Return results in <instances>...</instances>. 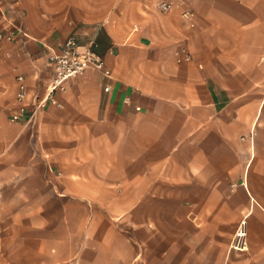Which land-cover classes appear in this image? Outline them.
Returning a JSON list of instances; mask_svg holds the SVG:
<instances>
[{
    "label": "crops",
    "instance_id": "obj_1",
    "mask_svg": "<svg viewBox=\"0 0 264 264\" xmlns=\"http://www.w3.org/2000/svg\"><path fill=\"white\" fill-rule=\"evenodd\" d=\"M170 1L0 0V264H264V0ZM70 35L111 77L35 108Z\"/></svg>",
    "mask_w": 264,
    "mask_h": 264
},
{
    "label": "built area",
    "instance_id": "obj_2",
    "mask_svg": "<svg viewBox=\"0 0 264 264\" xmlns=\"http://www.w3.org/2000/svg\"><path fill=\"white\" fill-rule=\"evenodd\" d=\"M149 1L156 10L162 13L170 12L173 9L170 0ZM182 16L185 19H190L191 13L184 12ZM3 41L11 42L12 36L0 32V45ZM93 44V40L86 44H80L75 35H70L58 46V51H49L48 59L53 67V77L48 85L46 96L37 102L35 108H43L48 103L60 107L61 105L56 99L57 94L65 91L70 79L81 75L87 69H92L106 78L111 77L110 70L106 68L103 58L94 51ZM185 59H188V56H185ZM16 83L17 109L12 114L10 121L23 122L26 116L29 90L24 76L17 75ZM104 90L108 91L109 87ZM124 101L129 103L130 99L127 97ZM31 117L32 115L30 119ZM230 249L234 251H245L247 249V233L244 221L239 224L231 241Z\"/></svg>",
    "mask_w": 264,
    "mask_h": 264
}]
</instances>
